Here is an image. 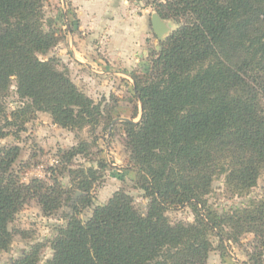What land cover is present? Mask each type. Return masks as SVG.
Masks as SVG:
<instances>
[{
  "label": "trees",
  "instance_id": "1",
  "mask_svg": "<svg viewBox=\"0 0 264 264\" xmlns=\"http://www.w3.org/2000/svg\"><path fill=\"white\" fill-rule=\"evenodd\" d=\"M45 1L0 0V138L36 111L66 129L102 118L66 70L39 58L58 41ZM152 3L177 27L159 42L146 74L130 73L141 113L123 122L126 167L136 172L145 213L122 190L82 220L79 208L89 204L95 169L80 170L73 191L82 195L70 203V190L55 176L51 183H23L13 169L18 146L0 147V253L13 241L15 215L35 199L46 215L68 208L48 242L47 264H206L212 234L238 242L246 233L254 242L249 259L261 263L264 191L221 211L207 196L220 176L228 192L246 196L264 174V0ZM12 80L22 104L7 114L1 98ZM184 206L194 220L171 223L165 212ZM45 245L35 242L5 264H37Z\"/></svg>",
  "mask_w": 264,
  "mask_h": 264
},
{
  "label": "rangeland",
  "instance_id": "2",
  "mask_svg": "<svg viewBox=\"0 0 264 264\" xmlns=\"http://www.w3.org/2000/svg\"><path fill=\"white\" fill-rule=\"evenodd\" d=\"M129 1L134 4V8L137 4H144L151 8V14L156 13L153 0ZM66 3L68 4V0H46L44 3L45 18L53 19L52 27L57 29L58 41L45 55H39V58H53L56 68L66 70L76 87L100 106L102 118L96 124L66 129L53 123L47 112L36 111L35 118L29 119L20 127L9 125L6 128L7 134L0 138V147L18 146L19 153L13 169L23 183L32 178L51 183L52 176H55L62 186L70 190V203H74L82 195L77 189L73 191L76 188L75 182L81 175L80 170L88 167L95 169L97 179L87 193L86 200L89 204L79 208L82 220L91 215L96 205L104 204L114 193L122 190L131 195L134 206L145 213L147 199L137 187L136 172L126 167L128 152L124 144L123 122L126 121L123 118L136 122L141 113L130 73L146 74L149 71L151 59L159 49V42L177 27V23L163 19L168 29L162 40L148 26L146 29L150 38L146 39L145 46L141 47L136 57L130 56L131 63L119 60V54H112V48L117 47V44L110 42L111 36L108 33H102L103 27L99 31L96 29L98 32L87 37L88 40L80 47H76L81 57L79 63L74 58L78 56L77 53L71 52L67 46L65 26H75L77 19L74 7L66 6ZM74 35L81 38L80 32ZM3 94L1 103L7 114L22 104V99L16 93L14 80ZM100 162L105 163L104 169L99 168ZM263 191L264 174L258 178L256 186L242 197L228 192L224 176H220L213 182L207 199L211 206L221 211L230 207H242L250 198L261 195ZM65 211L68 208L62 206L53 214L46 215L35 199L26 202L10 224L15 235L9 249L0 253V264L19 256L38 241L46 245L39 253L37 264H47L52 255L48 242L54 235V227L63 223ZM165 215L171 223H190L194 220L193 209L189 206L168 210ZM211 243L212 250L206 264H256L249 259L250 253L254 251L251 233L240 236L238 242L220 241L212 234ZM261 259L260 264H264V249Z\"/></svg>",
  "mask_w": 264,
  "mask_h": 264
},
{
  "label": "crops",
  "instance_id": "3",
  "mask_svg": "<svg viewBox=\"0 0 264 264\" xmlns=\"http://www.w3.org/2000/svg\"><path fill=\"white\" fill-rule=\"evenodd\" d=\"M68 5L74 7L77 23L75 26L66 24V39H68L66 41L71 52L77 53L78 56L74 58L79 63L81 57L76 47H80L101 27H103L102 33L111 36L110 42L117 44L112 51L110 49L111 53L119 54L120 58H117L128 63H131L130 56L136 57L141 47L145 46L146 39L150 38L146 29L148 26L151 28V8L148 5L137 4L136 9L129 0H68L66 6ZM102 20L107 21L102 22ZM78 32L80 39L74 35Z\"/></svg>",
  "mask_w": 264,
  "mask_h": 264
},
{
  "label": "water",
  "instance_id": "4",
  "mask_svg": "<svg viewBox=\"0 0 264 264\" xmlns=\"http://www.w3.org/2000/svg\"><path fill=\"white\" fill-rule=\"evenodd\" d=\"M151 28L158 39H164L163 35L167 32V24L166 22L160 18L157 13L151 14ZM124 121H130L127 118H123Z\"/></svg>",
  "mask_w": 264,
  "mask_h": 264
}]
</instances>
